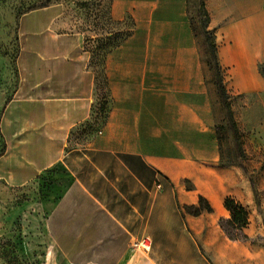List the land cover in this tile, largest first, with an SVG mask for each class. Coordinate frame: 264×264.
Wrapping results in <instances>:
<instances>
[{
	"label": "crops",
	"instance_id": "1",
	"mask_svg": "<svg viewBox=\"0 0 264 264\" xmlns=\"http://www.w3.org/2000/svg\"><path fill=\"white\" fill-rule=\"evenodd\" d=\"M203 2L234 93L264 90V0ZM53 11L43 16L44 34L32 33L27 59L22 41L18 84L0 117V190L14 196L40 175L51 179L41 204L50 259L264 264L250 215L246 241L229 240L219 226L229 218L226 198L249 211L254 194L240 168L220 165L189 0L110 1L109 21L128 19L132 29L104 56L102 105L84 33ZM200 198L211 211L188 213ZM144 237L146 254L131 247Z\"/></svg>",
	"mask_w": 264,
	"mask_h": 264
},
{
	"label": "rangeland",
	"instance_id": "2",
	"mask_svg": "<svg viewBox=\"0 0 264 264\" xmlns=\"http://www.w3.org/2000/svg\"><path fill=\"white\" fill-rule=\"evenodd\" d=\"M202 0H189V13L197 33L196 41L204 66L206 82L210 85L212 110L220 142L221 163L238 167L254 194V206L249 210L254 235L264 238V90L252 95L237 94L223 71L227 99L220 98L214 72L209 68L207 38L202 28ZM110 0H0V117L18 84L17 60L22 46L23 59L28 58L26 47L34 31L44 34V17L53 10L84 33L85 49L91 54L97 69L99 104L106 99L103 60L106 51L121 41L131 26L128 19L120 24L108 20ZM53 7V10L42 9ZM210 30V29H208ZM114 37L108 41V35ZM23 39V40H22ZM261 64L259 73L262 79ZM4 143L0 134V156ZM30 173L26 171L25 174ZM51 179L40 175L36 182L14 196L0 190V264H58L51 260L50 249L43 244L41 204L47 200Z\"/></svg>",
	"mask_w": 264,
	"mask_h": 264
},
{
	"label": "trees",
	"instance_id": "3",
	"mask_svg": "<svg viewBox=\"0 0 264 264\" xmlns=\"http://www.w3.org/2000/svg\"><path fill=\"white\" fill-rule=\"evenodd\" d=\"M201 9H202L203 18H204V20L202 22V28L205 30V34L210 35V37L207 38V41H208L207 50L209 53L208 66L214 72V77H215V83L214 84L216 85V87L218 89L219 97L227 99V92L225 90L224 83H223V77H224L223 71L224 70L220 67V65L218 63L217 47H216V43H215L214 30L209 28V17H208V14L206 12L203 0L201 2ZM108 11H109V7H108ZM189 16H190V13H189ZM108 20H109V18H108ZM189 22H190V27L194 33L195 38H196L197 33L195 31L194 22H193L191 17H189ZM130 26H131V28H130L129 32L126 34V36L121 41H119L118 43L112 45L106 51V53L109 50H111L112 48L118 46L121 42H123L126 38H128L130 36L131 29H132V22H130ZM208 29H210V30H208ZM113 37H114V34H111V36H108L107 40L109 41L111 39V41H112ZM261 68H262L261 73H262V76L264 77V65ZM215 130H216V134H217L222 130V128L220 126H215ZM217 139H218V143L220 146L221 140L219 138H217ZM220 165L222 167L228 166V165H224L222 163ZM224 208L228 211L229 218L219 220L220 229L222 230L224 235L231 241H246L247 236L244 234V229L248 224V216H249L248 210L245 207H243L239 202L235 201L232 198H226L224 200ZM186 211L192 215H199L202 211L210 212L211 208L206 203V201H204L202 198H200L198 206H192V207L186 208Z\"/></svg>",
	"mask_w": 264,
	"mask_h": 264
},
{
	"label": "built area",
	"instance_id": "4",
	"mask_svg": "<svg viewBox=\"0 0 264 264\" xmlns=\"http://www.w3.org/2000/svg\"><path fill=\"white\" fill-rule=\"evenodd\" d=\"M131 247L141 253H148L151 249V241L149 238L144 237L132 243Z\"/></svg>",
	"mask_w": 264,
	"mask_h": 264
}]
</instances>
